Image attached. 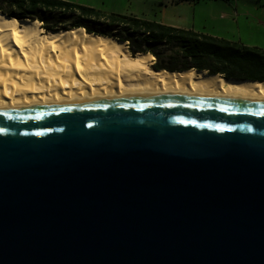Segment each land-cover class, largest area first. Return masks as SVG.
<instances>
[{"label":"water","instance_id":"obj_1","mask_svg":"<svg viewBox=\"0 0 264 264\" xmlns=\"http://www.w3.org/2000/svg\"><path fill=\"white\" fill-rule=\"evenodd\" d=\"M0 264H264V104L0 112Z\"/></svg>","mask_w":264,"mask_h":264},{"label":"bare ground","instance_id":"obj_2","mask_svg":"<svg viewBox=\"0 0 264 264\" xmlns=\"http://www.w3.org/2000/svg\"><path fill=\"white\" fill-rule=\"evenodd\" d=\"M152 54L83 28L46 31L0 13V112L123 97L186 96L264 104V82L154 69Z\"/></svg>","mask_w":264,"mask_h":264},{"label":"trees","instance_id":"obj_3","mask_svg":"<svg viewBox=\"0 0 264 264\" xmlns=\"http://www.w3.org/2000/svg\"><path fill=\"white\" fill-rule=\"evenodd\" d=\"M9 18L39 21L46 31L83 28L128 44L132 55L152 54L156 70L197 69L226 79L264 82V50L135 16L105 12L65 0H0ZM47 16L60 18L49 23ZM173 56L164 61L165 49Z\"/></svg>","mask_w":264,"mask_h":264},{"label":"rangeland","instance_id":"obj_4","mask_svg":"<svg viewBox=\"0 0 264 264\" xmlns=\"http://www.w3.org/2000/svg\"><path fill=\"white\" fill-rule=\"evenodd\" d=\"M264 50V0H65ZM49 23L60 18L47 16ZM165 59L173 56L165 49ZM158 60L155 58L154 64Z\"/></svg>","mask_w":264,"mask_h":264},{"label":"crops","instance_id":"obj_5","mask_svg":"<svg viewBox=\"0 0 264 264\" xmlns=\"http://www.w3.org/2000/svg\"><path fill=\"white\" fill-rule=\"evenodd\" d=\"M186 30H190V29H186ZM194 31V30H193Z\"/></svg>","mask_w":264,"mask_h":264}]
</instances>
